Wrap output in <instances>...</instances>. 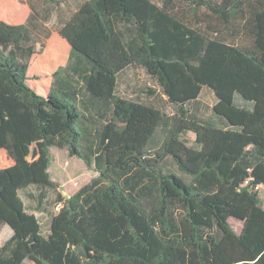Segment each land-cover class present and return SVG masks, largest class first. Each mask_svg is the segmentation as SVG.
<instances>
[{
  "label": "trees",
  "instance_id": "trees-1",
  "mask_svg": "<svg viewBox=\"0 0 264 264\" xmlns=\"http://www.w3.org/2000/svg\"><path fill=\"white\" fill-rule=\"evenodd\" d=\"M42 24L0 22V150L41 142L47 158L0 169V264H264V0H87L47 96L28 82ZM132 67L148 102L118 92ZM204 90L224 127L191 117ZM53 148L98 175L58 194L45 232L21 192L59 189Z\"/></svg>",
  "mask_w": 264,
  "mask_h": 264
},
{
  "label": "rangeland",
  "instance_id": "rangeland-1",
  "mask_svg": "<svg viewBox=\"0 0 264 264\" xmlns=\"http://www.w3.org/2000/svg\"><path fill=\"white\" fill-rule=\"evenodd\" d=\"M155 1L160 2L162 0ZM4 3L5 0H0V17L8 13H11L12 16L13 11H8V8L6 5H4ZM3 5L6 7H4ZM2 20L5 21L8 20V18L2 17ZM21 21H23V19L12 20L13 23ZM5 22L9 23L8 21ZM51 25L54 26L52 22ZM55 35L59 40H63L59 35H57L56 32ZM61 50L64 52V50L60 47V43L56 40H53L48 48V51L44 55L37 56L33 59L31 69L29 71V77L31 78L30 83L32 84V86L34 85L33 83L35 80V78H32L33 75L34 77H38L37 75L40 74L38 71L39 67L41 66L40 62L47 61L50 58L55 60L56 55L60 53ZM42 81L46 82V78L43 77ZM152 87H155L159 91V88L156 84L153 83ZM155 100H157L163 106V109L166 113L172 114L175 112L172 106L164 102L160 93ZM205 102L208 107L203 110V114L209 115L211 110L210 95L205 96ZM183 139L189 145H193L195 136L193 134H188L185 135ZM51 158L52 163L50 171L54 181L59 184V189L43 190L41 188L32 186L21 192V197L28 211L36 214V216L40 219L43 230L45 232L49 228V223L52 215H55L57 213L56 207L58 205V194H61L63 197L68 198L74 195L84 185L90 183L92 179L98 175L93 169H89L82 160L71 157L66 149L53 148L51 150ZM44 160H47V158L44 154V148L41 142L17 147H8L6 149L0 150V169L8 168L19 163ZM174 172L180 175V173L176 169H174ZM261 194L264 200V188L261 190ZM230 223L236 232L241 231L243 225L240 221L231 219ZM11 236L12 230L8 226H5L2 231H0V247H2L3 244L7 240H9ZM90 254L91 256L100 258V256L93 250H90Z\"/></svg>",
  "mask_w": 264,
  "mask_h": 264
},
{
  "label": "crops",
  "instance_id": "crops-1",
  "mask_svg": "<svg viewBox=\"0 0 264 264\" xmlns=\"http://www.w3.org/2000/svg\"><path fill=\"white\" fill-rule=\"evenodd\" d=\"M85 1L87 0H5L4 5L7 6L8 11H13L12 16L11 13L2 16L8 18V20L5 21H8L13 25L24 24L33 14L38 15L40 17V21L43 23L42 26H40V30L44 32L45 35L48 34V39L45 40L46 48L42 53L36 54L33 59L37 56L44 55L48 51V48L53 40L58 41L61 49L64 50V52L61 50L60 53L56 55L55 60L50 58L47 61L40 62L41 66L38 70L40 74L37 75L38 77H34V75L32 77L33 79L35 78L33 86L44 96H47L51 90L53 84V74L60 67L67 65L71 52V46L60 36L59 30L71 19V17L78 11ZM2 17H0V22L3 21ZM21 19H23L21 22H12V20ZM51 22L54 26L51 25ZM55 32L63 40H59L56 37ZM240 38L243 39V36ZM30 69L31 66L29 71ZM43 77L46 78V82L42 81ZM30 80L31 78L29 77V83ZM30 85L32 84L30 83ZM150 85L151 82H149L145 71L141 68H129L118 77V92L135 101L148 102V97L147 94L145 95V91H147L146 88ZM206 95H210L211 99V110L209 115L203 114V110L208 107L205 102ZM215 102L216 100L214 94L208 90H204L199 99L191 104L193 105L190 109L191 117L204 124L223 125L224 127L223 121L215 117L213 113V106ZM29 263L31 262H26V264Z\"/></svg>",
  "mask_w": 264,
  "mask_h": 264
},
{
  "label": "built area",
  "instance_id": "built-area-1",
  "mask_svg": "<svg viewBox=\"0 0 264 264\" xmlns=\"http://www.w3.org/2000/svg\"><path fill=\"white\" fill-rule=\"evenodd\" d=\"M258 189H259V187H258ZM61 208H62V204L57 205L56 211H60Z\"/></svg>",
  "mask_w": 264,
  "mask_h": 264
}]
</instances>
